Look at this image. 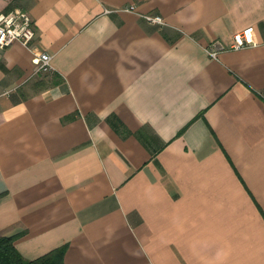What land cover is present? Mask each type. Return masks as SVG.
<instances>
[{
    "label": "crops",
    "instance_id": "crops-1",
    "mask_svg": "<svg viewBox=\"0 0 264 264\" xmlns=\"http://www.w3.org/2000/svg\"><path fill=\"white\" fill-rule=\"evenodd\" d=\"M16 6L53 69L0 51V235L64 264H264V0Z\"/></svg>",
    "mask_w": 264,
    "mask_h": 264
},
{
    "label": "built area",
    "instance_id": "built-area-1",
    "mask_svg": "<svg viewBox=\"0 0 264 264\" xmlns=\"http://www.w3.org/2000/svg\"><path fill=\"white\" fill-rule=\"evenodd\" d=\"M130 5L125 9H134ZM142 16L153 23L163 24L164 19L159 14H142ZM36 37L33 19L29 12L19 6L8 11H0V51L18 41L29 48L33 53V63L36 72H48L53 69L51 64L52 55L46 52H37L32 43ZM258 41L255 38L254 27L248 26L232 35L227 45L219 41H213L206 48L209 56L216 58L220 49L232 48L239 49L247 46H255ZM8 92V91H7Z\"/></svg>",
    "mask_w": 264,
    "mask_h": 264
},
{
    "label": "trees",
    "instance_id": "trees-1",
    "mask_svg": "<svg viewBox=\"0 0 264 264\" xmlns=\"http://www.w3.org/2000/svg\"><path fill=\"white\" fill-rule=\"evenodd\" d=\"M67 244L34 259H25L15 248L11 236L0 235V264H64Z\"/></svg>",
    "mask_w": 264,
    "mask_h": 264
}]
</instances>
